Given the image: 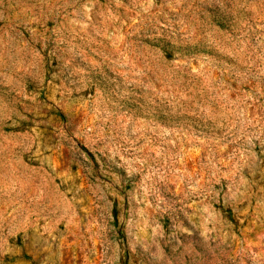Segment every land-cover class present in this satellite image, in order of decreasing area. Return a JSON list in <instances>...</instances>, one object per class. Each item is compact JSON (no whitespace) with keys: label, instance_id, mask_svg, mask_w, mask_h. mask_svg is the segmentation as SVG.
Instances as JSON below:
<instances>
[{"label":"rangeland","instance_id":"1","mask_svg":"<svg viewBox=\"0 0 264 264\" xmlns=\"http://www.w3.org/2000/svg\"><path fill=\"white\" fill-rule=\"evenodd\" d=\"M0 264H264V0H0Z\"/></svg>","mask_w":264,"mask_h":264}]
</instances>
